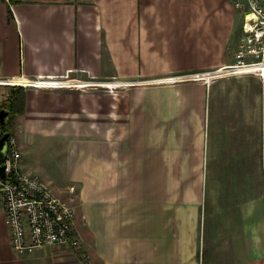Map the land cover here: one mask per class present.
Returning a JSON list of instances; mask_svg holds the SVG:
<instances>
[{
	"label": "crops",
	"instance_id": "crops-1",
	"mask_svg": "<svg viewBox=\"0 0 264 264\" xmlns=\"http://www.w3.org/2000/svg\"><path fill=\"white\" fill-rule=\"evenodd\" d=\"M243 18L233 0H0V90L25 87L12 121L22 167L76 208L81 241L19 255L0 200V264H225L206 249L209 212L224 218L221 227L240 214L247 249L264 255V173L232 166L250 161L249 146H264V77L239 76L229 87L206 72L236 62ZM75 69L135 84L49 87ZM200 72L209 83L190 77ZM215 86L230 155L210 186Z\"/></svg>",
	"mask_w": 264,
	"mask_h": 264
},
{
	"label": "built area",
	"instance_id": "built-area-1",
	"mask_svg": "<svg viewBox=\"0 0 264 264\" xmlns=\"http://www.w3.org/2000/svg\"><path fill=\"white\" fill-rule=\"evenodd\" d=\"M233 3L243 10V39L236 51V62L212 72L223 70V75L227 76L252 73L264 77V0H233ZM87 73L83 69L69 70L47 80H52L51 83L55 85L49 87H104L113 92L119 86L135 83H125L116 78L99 80L92 76L86 77ZM202 73L206 72L190 77L209 81ZM3 134L0 120V139ZM22 158L17 137L12 135L5 158L0 150V168H5V176L0 171V200L5 206L12 247L22 256L47 246L80 248L81 241L75 229L76 208L62 199L48 180L25 171Z\"/></svg>",
	"mask_w": 264,
	"mask_h": 264
},
{
	"label": "rangeland",
	"instance_id": "rangeland-1",
	"mask_svg": "<svg viewBox=\"0 0 264 264\" xmlns=\"http://www.w3.org/2000/svg\"><path fill=\"white\" fill-rule=\"evenodd\" d=\"M241 12L243 14V10H241ZM241 31H242V34H241V40H242L243 35H244L242 26H241ZM222 67H224V66H222ZM218 68H221V67H218ZM218 68H213L211 70H208V72L206 71L208 76H210V74L212 73V70H216ZM218 72L219 73H216L217 76H214L213 78L218 77L217 79H219V80H221V78L228 79L229 87H232L233 85L238 86L237 83H232L231 79H233V78L237 79L239 76L255 75V76L260 77L259 75L252 74V73L227 76V75H223L225 73V71H223V70L218 71ZM188 75L189 74L181 76V78H178V79L183 81L186 79V77ZM217 79H214V80H217ZM204 80H206V79H204ZM209 81H208V83H209ZM225 81H227V80H225ZM123 82L126 83V81H123ZM219 82H221V81H219ZM225 85H226V83H223V85L221 86V89H223V88L225 89ZM128 86H131V85L119 86V87L115 88L114 92L120 88H124V87H128ZM105 89L110 91V92H113L108 88H105ZM216 90L217 89L215 86L213 89V104H212L214 110H213L211 118H208V121L206 124V136L208 138L207 139L208 143H207V149L205 151L206 152L205 153V160L206 161L204 160V166H205V170L209 171L208 173H209L210 179L208 180V182L210 183V186H211L212 182L215 183L214 182L215 178H211V177L215 176L216 173L222 174V175L226 174L225 171H220L221 173L219 171H217V165H218V163L224 165L223 162H227L229 160L228 155H230V154H228V146L226 145V140L223 136L224 128L222 127V124L220 123V116H218L220 114L216 115V113H215L216 108H217L215 106V101H214V95L216 93ZM7 92H8V90H7ZM7 92L3 91L2 89L0 90V102L6 100V98L9 95V94H7ZM9 92H10V90H9ZM208 97H209V103H210V92H209ZM210 125H212L211 129H210ZM210 132L212 133V139L209 137ZM190 134H191V136L188 137V140L190 141L189 144L193 145L194 139L197 137L193 136L194 132H191ZM215 136H217V138H218L217 139L218 143H219L218 146L215 143V139H214ZM210 139H211V143L209 142ZM187 149L193 150L194 147L191 146ZM216 149H217V152L221 150V153H220L221 158L220 159L217 158L218 155H217V152H215ZM222 149L224 150L223 154H222ZM242 149H247V148H243V147L239 146L237 148V151L242 150ZM263 154H264V146L261 147L260 150H257L256 147H250L249 146L248 147V157H249L250 161L248 163L244 162L245 163L244 165H242L241 162L233 163V165H232L233 169L235 168L238 170H242L241 166H243L246 170H248L250 172H257V171L261 172L262 171L264 173V159L262 157ZM206 155H207V157H206ZM260 155H261V157H260ZM259 157L262 158L261 162H258V160L260 159ZM193 158H197V155H194ZM237 158L238 157H236L235 160ZM257 158H259V159H257ZM221 161H223V162H221ZM240 179L241 178H239L238 181H236V182L241 183L240 189H242V188H244L242 181H245V180H240ZM199 181L200 180H197V179L187 180L188 183H197ZM216 181H218L219 187H220V184H221V187H224V186H226V184H228V185H230V188H232L231 183H229L230 182L229 179H219ZM250 182H252L251 179H250ZM236 187H238V184H235V188ZM249 188H252V186ZM252 189H250V192L252 191ZM208 192L210 195L211 194V188H209ZM205 203H206V198H205ZM209 204H211V202H209ZM216 217H217V219H215L213 214H211V212H209L208 219L206 222H204V226H203V239L206 240V249H207V251H209L210 256L215 254L216 261L218 263L224 262L225 264H254L253 259H256V260L260 259V261L264 260V255L257 256V252H255L253 249H251V251H250V249H247V246H252L253 243H250L248 241V238H246V233L244 231L245 225H244V222L239 218L240 214H239V216L234 218V222L232 225H231L230 220H228L227 225L226 226L223 225V227H221L218 219H224V218L221 215H220V217H219V215H216ZM215 223L217 226L215 225Z\"/></svg>",
	"mask_w": 264,
	"mask_h": 264
},
{
	"label": "trees",
	"instance_id": "trees-1",
	"mask_svg": "<svg viewBox=\"0 0 264 264\" xmlns=\"http://www.w3.org/2000/svg\"><path fill=\"white\" fill-rule=\"evenodd\" d=\"M25 87L14 85L11 89V94L9 97L0 104V110H8V115L6 117V122L2 124L4 133H11L13 135L12 121L16 114L24 109V99L23 94Z\"/></svg>",
	"mask_w": 264,
	"mask_h": 264
},
{
	"label": "water",
	"instance_id": "water-1",
	"mask_svg": "<svg viewBox=\"0 0 264 264\" xmlns=\"http://www.w3.org/2000/svg\"><path fill=\"white\" fill-rule=\"evenodd\" d=\"M8 115V110L6 109H2L0 110V120H1V123L4 124L6 122V117ZM11 133H4L2 138L0 139V150L3 154V158L6 157L7 155V152H8V146H9V140L11 138ZM0 171H1V174L3 176H5V168L4 166H2L0 168Z\"/></svg>",
	"mask_w": 264,
	"mask_h": 264
}]
</instances>
